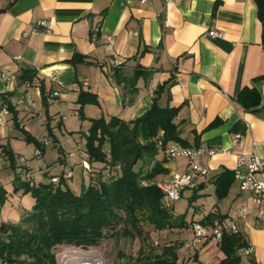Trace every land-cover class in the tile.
<instances>
[{
	"label": "crops",
	"instance_id": "obj_1",
	"mask_svg": "<svg viewBox=\"0 0 264 264\" xmlns=\"http://www.w3.org/2000/svg\"><path fill=\"white\" fill-rule=\"evenodd\" d=\"M41 20L49 22L50 32H32ZM210 31L223 36L210 37ZM25 70L31 71L30 80L22 77ZM244 87H256L264 103L262 25L252 0H0V108L10 110L0 128V168L12 169L30 184L48 181L33 180L35 171L18 165L20 153L14 148L32 144L35 156L47 138L58 159L75 153L69 156L74 160L67 179L71 189L79 168L86 185L78 150L85 147L91 120L134 121L157 97L160 107L178 109L174 121L183 140L216 151L202 159L209 176L192 202V193L188 196L185 213L176 214L173 204V215L183 216L185 226L159 232L178 248L181 264H217L224 258L219 244L209 239L186 247L192 223L209 226L221 218L235 223L251 248L249 254L246 248L240 251V264H264V216L251 194L241 191L233 177L227 196H215L216 177L225 170L233 173L237 155L256 153L264 159V106L255 113L245 111L236 100ZM54 92L59 95L52 96ZM81 93L94 96L96 103L82 106ZM215 120L220 123L210 127ZM238 122L246 125L243 135L231 132ZM47 148L39 156L45 157ZM4 149L13 153L14 167ZM156 159L168 170L162 183L187 169L185 159L166 160L162 151ZM67 160L59 161L64 165ZM5 174L0 185L8 194L14 182L4 186ZM14 194L26 199L23 213L32 208L30 194ZM244 205L249 215L239 219Z\"/></svg>",
	"mask_w": 264,
	"mask_h": 264
},
{
	"label": "trees",
	"instance_id": "obj_2",
	"mask_svg": "<svg viewBox=\"0 0 264 264\" xmlns=\"http://www.w3.org/2000/svg\"><path fill=\"white\" fill-rule=\"evenodd\" d=\"M252 1L262 25L264 43V0ZM22 77L30 80L31 71L25 70ZM161 90L162 87L158 88L157 96ZM236 100L250 113L264 106L256 87H244ZM78 103L83 106L96 103V99L81 93ZM177 113V108L160 107L155 97L152 107L134 121L126 122L117 117L91 120L85 136L86 161L95 168L100 165L116 169L119 174L106 178L92 171L90 182L82 185L79 194L71 189L64 172L37 184L15 176L14 192L22 190L24 194H30L34 204L22 215L20 225L0 224V264H56V248L98 246L103 240L113 237L114 227L121 223L125 228L123 234L130 238H134L136 233L141 234L142 223L150 224L158 232L184 227L183 216L179 219L173 215L174 203L170 206L164 204L163 191L155 182L158 176L168 174L163 167L164 161L156 159L159 152H163L158 140L162 141L163 147L171 142L190 146L180 137L179 125L174 121ZM219 123L215 120L210 127ZM245 131L246 125L242 122L231 129L232 133L239 135ZM193 146H199L198 142ZM4 151L11 167H14L13 153ZM165 159L168 158L165 156ZM54 178L57 180L53 182ZM232 183L233 173L228 170L216 177L217 200L227 196ZM199 188L192 191L190 202L195 199L193 194ZM6 198L7 191L0 185V207ZM143 239L148 240V236ZM169 243L165 242L160 248L151 247L147 253L142 251L136 258L128 256L125 264H181L178 248ZM219 248L224 258L217 264H240V251L247 248V243L238 230L225 232Z\"/></svg>",
	"mask_w": 264,
	"mask_h": 264
},
{
	"label": "built area",
	"instance_id": "obj_3",
	"mask_svg": "<svg viewBox=\"0 0 264 264\" xmlns=\"http://www.w3.org/2000/svg\"><path fill=\"white\" fill-rule=\"evenodd\" d=\"M167 3L173 0H165ZM149 0H139L140 4H145ZM39 28L45 32H50L49 22L41 20L37 23L36 27L32 30L35 32ZM29 33H24L23 36L28 37ZM210 37H222L223 33L210 31ZM19 58V57H18ZM55 81V78H52ZM58 92H54L52 96H58ZM10 115V110L7 106L0 108V128L6 122L7 117ZM163 133H160L162 137ZM52 142L44 138L40 141L39 146L35 149V156L41 154V148L49 146ZM158 146L163 149L165 156L169 160H176L179 158L187 161V169L181 173L171 174L169 179L158 184L159 188L163 191V202L166 206H170L172 203L180 200L184 191H193L198 188L209 176V167L202 163V159L211 158L216 154V151L205 146H183L178 143H168L163 147L162 141L158 140ZM224 154H229L228 151H221ZM68 155L74 156L75 153L69 152ZM78 155L82 158L81 166L84 171L89 170L88 162L86 161L85 149H79ZM23 160V157H20ZM2 160L0 159V166ZM72 176L71 172H67L64 177L66 179ZM234 180L238 183L239 188L243 192L251 194V202L253 205H257L260 208L262 216H264V159H262L256 153H242L236 156L235 167L233 169ZM54 178L52 181H56ZM249 215L247 206H241L238 210L237 218L246 219ZM192 236L186 242V247L195 246L205 239H209L216 243H220L223 233L236 232V224L228 220L220 219L215 220L209 226L203 225L199 222L191 224ZM157 245V243H155ZM251 248L245 249V254H249Z\"/></svg>",
	"mask_w": 264,
	"mask_h": 264
},
{
	"label": "rangeland",
	"instance_id": "obj_4",
	"mask_svg": "<svg viewBox=\"0 0 264 264\" xmlns=\"http://www.w3.org/2000/svg\"><path fill=\"white\" fill-rule=\"evenodd\" d=\"M65 140L60 139V143L64 145L63 142ZM51 143L48 148L46 149V155L45 157L42 156H33V145L28 144L26 142L18 143L16 146H14L15 150L20 153L19 157H23V160L18 159V165L28 166L31 167L35 172L32 173V178L35 181L40 180H49L51 176L54 175H60L61 170L64 171V173L72 172L70 170L71 164L74 161L72 158H69L68 153L65 152L61 154L60 159L67 160L66 164H62L56 156L58 154L55 147H53ZM57 146H59L57 144ZM57 148V147H56ZM85 147L82 149L84 150ZM72 150H75L72 148ZM1 159V158H0ZM89 166L88 171H84L85 176L87 177V183L90 182L92 171H94L95 175H101L102 177L111 178L116 177L119 174V171L110 167H103L97 166L96 168L93 166ZM41 169L44 170L43 172H40ZM6 173L5 178L2 179L3 185L6 187L11 186L14 182V177L16 176L15 173H13L12 169H2L0 168V175L2 173ZM69 179V178H68ZM166 179V175H160L155 179V182L162 183ZM74 184L72 185L73 190L76 193H80L82 188V177H81V170L76 169L74 178H73ZM2 186V185H1ZM8 194L5 203L0 207L1 210V217L4 220V222L15 225L21 224V214L24 211H26L27 203L26 199H22L20 196H15L14 190L12 186L10 189H8ZM191 191L185 190L183 193V196L180 200L176 201L174 203V211L176 214H183L188 209V196L191 195ZM32 209V208H31ZM30 209V210H31ZM30 210H27L30 211ZM124 224H120L114 227L113 232L114 236L107 238L103 240L98 246H91L88 248H81V247H74V246H62L55 249V259L56 264H60V255L66 251H80L82 253L89 252L92 249H98L103 252L106 264H125L126 257H138L139 253L144 251L145 253L149 252L148 250L153 248H160L162 244L167 242L166 239H164V234L159 233L156 231L150 224L148 223H142L141 224V234H137L134 238L126 237L124 233ZM148 236V240L143 239L145 236ZM157 243V245H155Z\"/></svg>",
	"mask_w": 264,
	"mask_h": 264
},
{
	"label": "bare ground",
	"instance_id": "obj_5",
	"mask_svg": "<svg viewBox=\"0 0 264 264\" xmlns=\"http://www.w3.org/2000/svg\"><path fill=\"white\" fill-rule=\"evenodd\" d=\"M59 258L60 264H106L103 252L98 249L84 253L66 250Z\"/></svg>",
	"mask_w": 264,
	"mask_h": 264
}]
</instances>
